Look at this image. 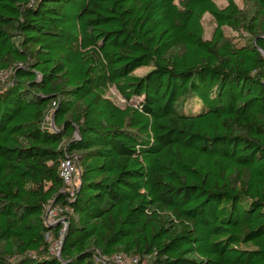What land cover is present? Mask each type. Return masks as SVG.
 Wrapping results in <instances>:
<instances>
[{
  "label": "trees",
  "instance_id": "obj_1",
  "mask_svg": "<svg viewBox=\"0 0 264 264\" xmlns=\"http://www.w3.org/2000/svg\"><path fill=\"white\" fill-rule=\"evenodd\" d=\"M225 1L0 0V264H264V0Z\"/></svg>",
  "mask_w": 264,
  "mask_h": 264
},
{
  "label": "built area",
  "instance_id": "obj_2",
  "mask_svg": "<svg viewBox=\"0 0 264 264\" xmlns=\"http://www.w3.org/2000/svg\"><path fill=\"white\" fill-rule=\"evenodd\" d=\"M35 0H30V2H34ZM59 175L60 178L63 181V184L65 188L63 189V193L67 194L69 198H72L74 196V193L78 187L79 183V167L78 165L71 159H64L60 164L59 169ZM77 184V185H76ZM51 205V204H50ZM47 206L45 215H44V221L47 225H53L56 223H63L65 226V218L63 216L64 213L69 212V209L66 206ZM64 230V229H63ZM48 241H51L50 236H46ZM52 249L51 251L58 256L59 252V242L52 241ZM54 245H57V247H53ZM123 257H126L124 255H116L112 258V261L115 264H118ZM135 263L139 264V260L137 257H133L132 259ZM145 264V262H142ZM141 263V264H142Z\"/></svg>",
  "mask_w": 264,
  "mask_h": 264
},
{
  "label": "rangeland",
  "instance_id": "obj_3",
  "mask_svg": "<svg viewBox=\"0 0 264 264\" xmlns=\"http://www.w3.org/2000/svg\"><path fill=\"white\" fill-rule=\"evenodd\" d=\"M215 2H216V4L219 7H223L224 5H226V1L225 0H215ZM235 2H236V4L238 5V7L240 9H244L245 8L243 0H235ZM202 27H203V30H204V39H210L212 31H213V29L215 27V23L213 21V18L209 14H205L202 17ZM224 30H225L226 36L231 37V38L236 36V33L232 32L229 29L225 28ZM149 69H150L149 67H143V68H140V69L136 70L134 72V74L135 75H142L145 72H147ZM107 96L109 98H111V100L115 104H117V105H119L121 107H123L125 105L124 99L121 97L120 94L117 93V91L113 87H111L109 89V92L107 93ZM53 247H57V245H54ZM132 259H133V257H129V256L123 257V259L118 264H137Z\"/></svg>",
  "mask_w": 264,
  "mask_h": 264
},
{
  "label": "water",
  "instance_id": "obj_4",
  "mask_svg": "<svg viewBox=\"0 0 264 264\" xmlns=\"http://www.w3.org/2000/svg\"><path fill=\"white\" fill-rule=\"evenodd\" d=\"M264 55V54H263ZM53 204H51L50 206H52Z\"/></svg>",
  "mask_w": 264,
  "mask_h": 264
}]
</instances>
